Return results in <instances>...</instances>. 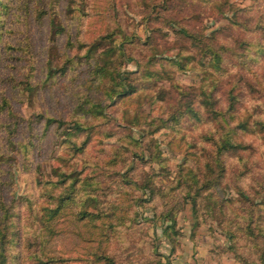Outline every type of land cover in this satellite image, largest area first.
<instances>
[{
    "label": "rangeland",
    "instance_id": "374dc122",
    "mask_svg": "<svg viewBox=\"0 0 264 264\" xmlns=\"http://www.w3.org/2000/svg\"><path fill=\"white\" fill-rule=\"evenodd\" d=\"M263 220L264 0H0V264H264Z\"/></svg>",
    "mask_w": 264,
    "mask_h": 264
},
{
    "label": "trees",
    "instance_id": "16d2710c",
    "mask_svg": "<svg viewBox=\"0 0 264 264\" xmlns=\"http://www.w3.org/2000/svg\"><path fill=\"white\" fill-rule=\"evenodd\" d=\"M82 46H84L83 44L82 45H80V47H82ZM91 46H95V45H91ZM90 46V48H89V50L87 51V52H91V50H93L92 49V47ZM117 53H119V51L117 50ZM104 55V54H103ZM102 58V57H101ZM114 70H112V69H110L109 68V66H107V64L106 65H104V66H100V67H96V69L93 71V73H94V76H95V79L97 78V77H103V76H106L107 78H108V80H110V85L108 86V87H105V91H106V93H109L110 91H114V90H116L117 88H119L120 87V84L121 83H119L118 81L120 80V79H122V78H120L121 76L118 74V76L116 77V76H114L113 74H114ZM154 73L157 75V73L154 71ZM129 75H131V74H133L132 72H129L128 73ZM111 75H113V76H111ZM89 83H91L92 84V82H89ZM136 89V88H135ZM118 90H120V91H117L118 92V94H119V96H121V97H123V95H128V94H130V93H128V91H126V90H124V89H118ZM104 91V92H105ZM131 92V91H130ZM134 92V91H133ZM111 93V92H110ZM133 94V93H132ZM189 95H190V93H189V88H187V87H182V88H180L179 86L178 87H176L175 88V103H177L178 102V98L180 97L181 98V100L183 101V103H182V101L181 100H179V101H181V102H179L180 103V107H185L186 106V108H190L188 105H189V103H187V99H188V97H189ZM170 100H172V98L170 99ZM205 105H207V106H211L210 104L211 103H204ZM174 105V104H173ZM173 105H171V107L173 106ZM180 107H177L176 108V111H178L179 110V108ZM211 110V112H213V109H210ZM92 111V110H91ZM211 115H213L214 117H217V116H222V119L225 121V119H224V116L223 115H221V114H219V113H212ZM169 118V117H168ZM167 118V119H168ZM166 119V120H167ZM175 119V117H174V114L173 115H171L170 116V119H169V121H173ZM49 121V120H48ZM50 122H57L56 120H51ZM59 123V122H58ZM243 127H246V125H244ZM69 128H71V129H73V131L75 132L74 134H76V133H78L79 131H81L82 130V128H83V126L79 123V122H74V125H72L71 127H69ZM71 132V131H70ZM223 133V132H222ZM220 134L219 135V137H218V139L217 140H213V141H210V143H211V145L213 146V147H215L216 146V151L218 152V154H221V153H223V152H226L227 150H230V151H233L234 149H237V148H239L240 147V145L239 144H236V143H234L232 140H231V137H229L227 134ZM73 134V133H72ZM63 180V179H62ZM61 180V181H62ZM60 181V182H61ZM59 182V183H60ZM203 188H205V187H203ZM64 199V198H63ZM252 207H253V209H255L254 207L255 206H257V207H259L260 205L259 204H252L251 205ZM93 216V217H91V219H98V218H100V215H94V214H89V213H86V212H84V213H82L81 214V217L82 218H85V217H88V216ZM166 215H168V212L166 213ZM90 220V219H89ZM264 221V220H263ZM104 259H106L105 260V263L106 264H113L112 262V259H110L109 257H107V256H105L104 257ZM159 264V263H158Z\"/></svg>",
    "mask_w": 264,
    "mask_h": 264
}]
</instances>
